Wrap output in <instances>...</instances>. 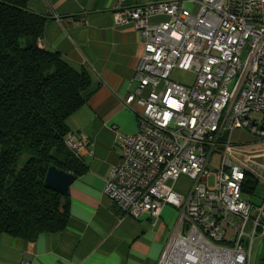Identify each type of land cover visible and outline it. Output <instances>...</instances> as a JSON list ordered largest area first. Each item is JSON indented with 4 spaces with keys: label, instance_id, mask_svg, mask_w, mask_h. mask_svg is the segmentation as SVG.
I'll return each mask as SVG.
<instances>
[{
    "label": "built area",
    "instance_id": "1",
    "mask_svg": "<svg viewBox=\"0 0 264 264\" xmlns=\"http://www.w3.org/2000/svg\"><path fill=\"white\" fill-rule=\"evenodd\" d=\"M125 2L112 17L142 44L123 98L137 128L118 135L120 160L103 192L133 218L177 209L178 230L156 264H248L252 242L264 240V196L253 203L242 192L250 157L264 156V147L245 148L264 144V0ZM174 70L191 81L171 79ZM67 144L77 155L88 147L82 134ZM182 176L186 194L174 188Z\"/></svg>",
    "mask_w": 264,
    "mask_h": 264
},
{
    "label": "crops",
    "instance_id": "2",
    "mask_svg": "<svg viewBox=\"0 0 264 264\" xmlns=\"http://www.w3.org/2000/svg\"><path fill=\"white\" fill-rule=\"evenodd\" d=\"M115 1L27 2L30 11L44 17L39 45L89 71L82 88L87 94L84 104L68 119L72 139L82 134L88 141L87 150L80 154L86 171L69 186L64 229L58 234L41 233L34 241L2 234L0 264L20 260L32 264H156L178 230L176 208L165 206L157 219L149 215L133 218L124 215L103 192L105 179L120 160L118 135L137 128L136 116L123 98L134 88L133 69L142 51L139 34L131 25H114ZM135 1L148 0L125 3ZM189 188L179 193L186 194ZM256 239L255 264H264V240Z\"/></svg>",
    "mask_w": 264,
    "mask_h": 264
},
{
    "label": "trees",
    "instance_id": "3",
    "mask_svg": "<svg viewBox=\"0 0 264 264\" xmlns=\"http://www.w3.org/2000/svg\"><path fill=\"white\" fill-rule=\"evenodd\" d=\"M27 2L0 0V236L34 241L60 233L69 217L68 193L44 185L48 167L75 177L86 171L67 136L89 71L39 45L44 17ZM257 184L247 173L243 196Z\"/></svg>",
    "mask_w": 264,
    "mask_h": 264
},
{
    "label": "rangeland",
    "instance_id": "4",
    "mask_svg": "<svg viewBox=\"0 0 264 264\" xmlns=\"http://www.w3.org/2000/svg\"><path fill=\"white\" fill-rule=\"evenodd\" d=\"M189 11H191L190 8H189ZM171 79L182 82V83H185V82L188 83L191 81V75L178 71V70H174L171 74ZM251 115L257 116V113H251ZM262 147H264L263 143H252V144L246 145L245 148L249 150V149H260ZM218 162H219V154L215 152L210 156V160L207 164V169L209 171L215 170V168H217ZM247 171L253 178L257 180L258 184L255 188V192L253 194H244V198L253 203H257L260 200V195L264 193V167H261L253 162L248 161ZM211 183H212V179L210 178L209 184ZM190 186H191V182L187 178L180 177L176 181L174 188L178 192H184ZM257 244H258V240L256 239L252 246L251 264H255V261L257 258V253H256Z\"/></svg>",
    "mask_w": 264,
    "mask_h": 264
},
{
    "label": "water",
    "instance_id": "5",
    "mask_svg": "<svg viewBox=\"0 0 264 264\" xmlns=\"http://www.w3.org/2000/svg\"><path fill=\"white\" fill-rule=\"evenodd\" d=\"M250 160L255 164L264 166V156L262 155L252 156ZM74 179L75 176L72 173L50 165L44 177V185L59 194H67Z\"/></svg>",
    "mask_w": 264,
    "mask_h": 264
}]
</instances>
